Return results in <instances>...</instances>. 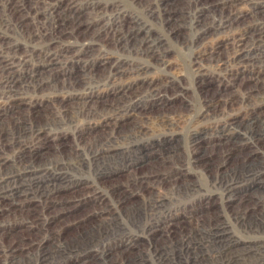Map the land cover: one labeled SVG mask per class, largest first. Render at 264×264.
I'll return each instance as SVG.
<instances>
[{
  "label": "bare ground",
  "instance_id": "obj_1",
  "mask_svg": "<svg viewBox=\"0 0 264 264\" xmlns=\"http://www.w3.org/2000/svg\"><path fill=\"white\" fill-rule=\"evenodd\" d=\"M106 1L109 9H103L101 0H0L8 26L14 15L18 24L33 26L50 41L72 35L79 27L89 29L108 13L106 23L73 54L47 47L40 60L32 62L36 48L31 47L20 59L0 60V69L11 73L0 81V124L5 118L13 122L0 128V264H264V0H189L190 13L182 10L181 23L173 18L180 11L160 3L166 0L141 5L139 14L133 7L140 0ZM80 11L88 14L86 23ZM245 18L252 20L240 26ZM171 21L172 33L184 31L185 45L196 50L192 61L198 65L197 91L206 109L195 117L188 138L174 127L187 110L192 113L187 103H182L187 109L158 117L163 127L154 141L124 137L114 130L121 122H132L134 134L144 130L141 121L151 117L149 104L118 100L103 117L94 118L92 108L106 100L79 94L81 88L74 86L88 85L92 80L88 68L98 62L111 70L109 76L147 74L111 87L110 95L123 97L141 90L138 96L146 94L150 107L172 106L162 93L181 94L184 87L171 78L149 77L154 68L168 65L162 55L166 37H151L152 25L165 27ZM104 33L113 37L114 46L122 45L127 56L136 55L135 62L123 63L127 56L113 60V54L98 60L83 57L82 52H102L95 45ZM9 34L8 29L0 31L5 49L16 46L6 42ZM225 48L228 53L222 55ZM210 65L225 72L220 70L218 77L204 72ZM39 67L77 77L60 90L17 84L14 71H26L32 83ZM229 76L245 80L246 86L224 81ZM216 78L220 83L213 85ZM67 111L74 115L67 118ZM39 114L48 119L35 121ZM78 114H88L95 122H80ZM50 124L72 126L78 141L96 128L113 130L108 143L89 154V165L96 168L88 170L91 181L74 179L73 174L88 165L83 155L49 163L40 159L50 146H58L59 153L60 146L67 147L62 134L48 132ZM181 138L191 150V165L204 172V183L184 170ZM233 154L238 156L235 163L228 161ZM260 154L263 159L256 161ZM151 156L158 164L148 168ZM121 174L124 178L113 183L97 178ZM134 194L142 195L141 202L123 210ZM92 203L100 208L68 217ZM91 218L94 223L87 228ZM64 232L75 235L64 240ZM12 234L16 236L7 240ZM142 234L147 240L139 243Z\"/></svg>",
  "mask_w": 264,
  "mask_h": 264
},
{
  "label": "rangeland",
  "instance_id": "obj_2",
  "mask_svg": "<svg viewBox=\"0 0 264 264\" xmlns=\"http://www.w3.org/2000/svg\"><path fill=\"white\" fill-rule=\"evenodd\" d=\"M55 1H58V0H54V2ZM154 1L155 0H140L136 2V6L133 7L134 11L136 12L135 14L140 13L141 5L146 6L148 3L154 2ZM101 2L103 5V9L105 8L109 9V6L106 0H101ZM160 3L170 5L171 7L180 11L176 13L175 17H173V18H176L179 23L182 22V18H181L182 10L187 15H189L190 13L188 9L189 0H166ZM40 4L41 6H43V3H40ZM83 4H86V1H84ZM79 15H80L81 20H83L86 23L88 14H86L85 11H80ZM107 16H108V13L104 14V16L99 19L98 24H95V23L92 24L91 28L89 29L84 28V27H79L75 29V32L72 35L66 34L63 36V38L59 39L58 41L57 40L50 41L51 39L49 36L44 37L42 35H38L36 29L33 26H23V25L18 24V19L14 15L11 16V22L13 25L8 26L6 23L7 15L6 13L0 10V31L8 29L10 32L9 34L10 36L6 39V42L15 43L16 45L15 47L14 45H12L10 46L11 48H8V49H5L0 45V60L1 59L4 60L6 58L20 59L19 58L20 56L22 55L26 56L25 55L26 51L31 47L36 48L35 54H33L31 57L32 62H38L40 60L41 52L46 53L47 47H50L49 50H59V51L64 50V52H66L67 54H73L76 52L77 49L81 47V44L83 41H87L88 39L91 38L92 31L94 32L98 31L101 28L100 26H103L106 23ZM251 20H252L251 18H245L244 20H241L240 22H238V24L240 26L244 24H248ZM173 23L174 21H171L165 27H163L158 22L153 23L152 25V28L155 29L152 32V34L155 36H151V37L157 38L159 37V35L166 37V39L164 38L165 41L163 42V44L166 41H167V44L165 48L162 50V55L168 65L166 67L160 66L159 68H154L152 74L149 75L150 78L152 77L158 78V81H165L167 78L174 79L178 82L179 85H182L184 87L181 94H176L175 92H172V91L162 93V94H166L164 97V100L165 101L172 100L173 105L172 106L171 104L163 105V108H160L158 106L150 107L151 100L147 97L146 94L138 96V93L141 90H138V92H135V93L127 94L123 97H119V96L114 97L110 95L109 92H110L111 87L121 85L123 84V82L137 80L140 77V75L147 77V74H145L144 72L143 73L126 72L123 74H119L122 76V78L114 76L113 74H112L113 76H109V71L111 70L109 68L100 67L97 62L96 64H93V63L90 64L88 68V69H92L89 72H87V73H90L92 76L91 82L86 86L82 84L74 86L76 88H81V90L79 91V94L85 95L87 93H91L95 95V99L99 97V98L106 100L103 103H100V102L96 103V105L92 108V111L94 112V114H91L92 117L94 118L103 117L106 111H108L111 108V106L114 103H116L118 100H124L128 98L139 100L143 102V104H149L148 108L151 112L150 114L151 117L149 118L145 117L141 121V123L145 125L144 130L141 129L138 132V134H134L132 132V129H134V127L132 126L133 125L132 122L130 123L121 122L122 125L118 126L114 131H117L119 134L123 135L124 137L134 136L136 138L138 137V139L142 138V139H146L149 141H154L155 139L153 140V138L159 133V131L163 127L162 124L158 123V117L161 116L162 113L165 111L175 112V111L182 110L183 107L185 108V106L182 103H187L188 108L192 109V113H190L187 110L186 111L187 115H186V113L184 112L185 114L181 116L182 119L178 120V122L174 124V127L177 128L178 131H180L178 134L179 136H181L182 138L184 137L188 138L187 131L195 125L196 123L195 117L199 116L200 112L206 109V107L203 104V101L199 100L200 93L197 91L198 88L200 89L199 85L196 84L197 76L195 77L196 71H197L196 67H198V65H194V62L192 61L196 55V50L192 46L185 45L184 40L187 39L188 37L183 33L184 31L183 32L178 31L176 33H172L173 30H175L173 28L174 27ZM169 34H170V37L168 38ZM142 36L143 35H140L139 38H141ZM98 38H99V41H96L95 48L101 49L102 52L100 53H94V51L93 52H82L84 54L83 57L87 59L97 58L98 60L99 57L101 56H107L108 54H113L114 56L113 60H119L120 57L127 56L126 51L122 45H119L117 47L113 45L114 40L112 36L104 33V34H101ZM159 38H162V37H159ZM76 39H79V40H76ZM196 39L197 38H195V40ZM69 44H71L72 46L69 47L68 46ZM74 45H77V46H74ZM161 45L162 44H159V46ZM226 49L227 48L221 50L222 55H226L228 53V50ZM117 56L118 58L116 59L115 57ZM132 56L136 58V55L133 54L131 56H127V59H125L122 62L123 63L135 62ZM46 69L47 68L43 70L41 69V67H39L37 71L38 74L35 77L36 82H32V83L29 82L31 77L27 75L26 71H22V70L14 71L15 74L18 75L17 84L18 85H30V86H33V85L41 86L42 85L44 88H54V89L60 90L61 87H63V83H68V81L70 80L73 81L75 80V77H77L75 76L77 73L65 76V75H62L61 73L53 72V70H46ZM220 70L221 69H217L214 65H210L208 68H206L203 71L214 73L215 76L218 77ZM221 71L225 72L224 70H221ZM7 75H11V73L7 71H2L0 69V81L5 79ZM162 76L163 78H161ZM42 77H44L45 80L41 82ZM150 78L147 80H152ZM100 79H107V81H100ZM178 79L180 80L178 81ZM224 81H232L231 83H233L234 81H238L240 85L244 87L246 86L245 80L243 81L241 79L232 80L231 76L224 78ZM218 83H220V80H218L217 78L212 82L213 85H216ZM213 85H209L208 90H207L208 95L213 93V90H212ZM83 87H86V90H82ZM178 88L179 86L176 88V90ZM233 89L239 94L243 92V90L236 89L234 87ZM235 107H237V105H235ZM50 109L51 107H48V111ZM42 112H47V110H42ZM73 115H74L73 113L67 111V118H71ZM91 116H89L88 114H78L75 118H78L80 122H86V121L95 122V119H93ZM33 119L37 122H44L48 119V117H46L45 114H39L37 116H34ZM10 125H13L12 119L5 118L1 121L0 128H6ZM103 127L104 128L99 131L97 128L92 130V132L90 131V133L85 134L78 141L75 137V134H77L78 132L75 131L72 126L70 125L64 126L63 124H50L48 132L53 133V134H56V132H59L60 134H62L64 141H66L67 143V147L65 148V147L60 146V153H59L58 146H50V151L44 154V156L40 159H42V161L47 160L46 162L49 163L51 162V160L54 161V158L67 157V159H69L72 157V155H77V154L83 155L85 157L84 158L85 162L88 165L84 166L85 168L84 171L78 172L79 174H73L74 179H82V180L87 179L91 181L93 178L89 177L88 170H90L91 168H94V169L96 168L95 166L90 167L89 163H90L91 156L89 154L93 152L94 150L98 149L99 145L105 146L108 143L107 137L113 132V130L107 128L106 126H103ZM182 138H181V141L184 144L183 146H185L187 144V140L182 139ZM205 145L207 146L210 144L206 142ZM183 146L181 150L179 151L181 152L180 159L184 165V170L187 173H189L187 175H191L193 179L204 183V178H205L204 172L200 168L196 169L191 165V163L189 162L191 150L188 146H185L184 148ZM204 149L208 150L209 148H204ZM125 151L126 149H124V152ZM233 158H234V161L232 162ZM236 159H238V156L233 154L228 159V161H230L231 163H235ZM262 159H263V156L261 154L259 156H256V161H261ZM151 160L153 161L148 162L147 164L148 168L152 166H157L156 164H158L154 156H151ZM215 161L216 160L213 159V162ZM240 163L241 162H237V164H240ZM97 178H100L102 183H113V182L121 180L122 178H124V176L121 174V175L114 176L108 179L106 175H97ZM147 194L149 195L150 193L147 192ZM141 200H142V195L134 194L131 197L130 201L125 202V204L123 205V210H128L131 206L138 205L141 202ZM99 208H100V205L92 203V204H89L88 207H85L83 210L70 214L68 217L70 218L71 216L75 217L78 215H84L86 214L85 212H87L88 209L90 211H96ZM94 219L95 218L93 219L91 218L89 221H87L89 222L86 225L87 228L91 224L94 223ZM64 221H60V223ZM64 223H70V222H64ZM72 227L76 229V225ZM74 235H75L74 232H64L63 239L70 240L74 237ZM15 236L16 234H12L10 238H6V239L7 240L12 239ZM144 240H147L146 234H142V236H140V238L137 239V242L140 243ZM46 246L47 248H50V244H47ZM71 264H74V263L72 262Z\"/></svg>",
  "mask_w": 264,
  "mask_h": 264
}]
</instances>
